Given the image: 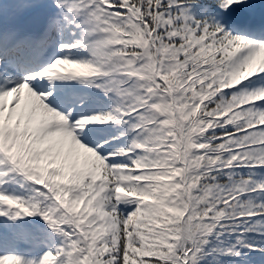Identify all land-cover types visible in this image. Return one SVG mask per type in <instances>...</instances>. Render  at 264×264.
Instances as JSON below:
<instances>
[{
	"label": "snow or ice",
	"instance_id": "6c2138e0",
	"mask_svg": "<svg viewBox=\"0 0 264 264\" xmlns=\"http://www.w3.org/2000/svg\"><path fill=\"white\" fill-rule=\"evenodd\" d=\"M0 252L264 264V0H0Z\"/></svg>",
	"mask_w": 264,
	"mask_h": 264
},
{
	"label": "trees",
	"instance_id": "16d2710c",
	"mask_svg": "<svg viewBox=\"0 0 264 264\" xmlns=\"http://www.w3.org/2000/svg\"><path fill=\"white\" fill-rule=\"evenodd\" d=\"M65 68H69V66H66ZM8 191L16 193V194H24V190L22 188H18L17 186H12L11 188L8 189ZM36 219L39 220V217H37ZM1 253L5 254L3 252H1ZM19 253L21 255H30V253L26 249H20Z\"/></svg>",
	"mask_w": 264,
	"mask_h": 264
},
{
	"label": "rangeland",
	"instance_id": "374dc122",
	"mask_svg": "<svg viewBox=\"0 0 264 264\" xmlns=\"http://www.w3.org/2000/svg\"><path fill=\"white\" fill-rule=\"evenodd\" d=\"M62 67L64 68V67H66V66H64V65L60 66V68H62ZM40 222L43 223V221H40Z\"/></svg>",
	"mask_w": 264,
	"mask_h": 264
}]
</instances>
